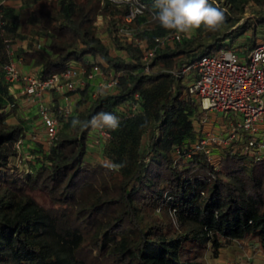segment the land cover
<instances>
[{
	"label": "trees",
	"instance_id": "obj_1",
	"mask_svg": "<svg viewBox=\"0 0 264 264\" xmlns=\"http://www.w3.org/2000/svg\"><path fill=\"white\" fill-rule=\"evenodd\" d=\"M250 1L262 4L209 0L225 12L223 26L193 29L173 46L159 47L148 71L141 49L118 38L123 8L110 0H35L16 14L0 5V35L13 38L16 31L32 28L43 36V43L30 44L19 55L22 63L38 67L40 78L62 72L73 61L87 67L98 62L105 73H120L116 87L88 103L82 90L52 142L37 145L3 77L8 44L5 53L0 50V87L9 99L0 104V264H205L189 245L216 256L235 239L255 241L264 251V160H253L238 146L214 149L215 161L199 151L185 157L184 149L198 136L200 112L187 93L185 75L169 71L233 42L252 48L256 28L242 37L249 24L239 23ZM144 3L133 24L150 43L170 30L153 18V0ZM98 16L122 53H111L97 35ZM257 19L264 25V15ZM135 102L139 110L132 112ZM54 108L61 123L57 103ZM101 111L121 121L108 139L96 138L91 127H72V119L88 121ZM10 112L14 120L8 119ZM109 139L113 144L106 143ZM19 140L29 154L24 175L10 163L19 154ZM91 144L99 145L104 159H87ZM122 162L126 166L119 171L104 167ZM157 208L170 211L173 223L152 217Z\"/></svg>",
	"mask_w": 264,
	"mask_h": 264
},
{
	"label": "built area",
	"instance_id": "obj_2",
	"mask_svg": "<svg viewBox=\"0 0 264 264\" xmlns=\"http://www.w3.org/2000/svg\"><path fill=\"white\" fill-rule=\"evenodd\" d=\"M123 3V15L117 25V36L141 49V60L148 71V62L159 47L173 46L182 35L167 31L156 35L149 42L138 36L131 22L145 9L144 0H110ZM2 2H0V5ZM139 9V11H137ZM123 52V50H122ZM2 65L4 79L18 85L19 96H26L36 105L37 116L43 128V144L49 145L59 128V118L67 119L74 110L79 92L86 90L85 100H93L105 90L118 84L120 73H105L101 64L70 62L62 72L40 78L38 70L21 68V57L13 55ZM195 69L192 80L187 83V93L196 101L200 117L196 124L199 131L192 144L184 149V156L203 152L215 161L214 149L238 146L255 161L264 160V38L257 40L249 50L240 51L223 46L213 52L200 55L192 64L170 69L175 75H185ZM55 94L56 100L51 99ZM137 97V94H135ZM132 112L139 110L138 102L131 105ZM234 115L233 118H228ZM95 116V115H94ZM99 140L111 136V130L92 129ZM23 144L21 140L17 142ZM180 154L179 150H176ZM29 157V154L28 156Z\"/></svg>",
	"mask_w": 264,
	"mask_h": 264
},
{
	"label": "rangeland",
	"instance_id": "obj_3",
	"mask_svg": "<svg viewBox=\"0 0 264 264\" xmlns=\"http://www.w3.org/2000/svg\"><path fill=\"white\" fill-rule=\"evenodd\" d=\"M113 4L117 8H122L123 7V3L113 2ZM258 15H264V0H262V4H258V3H255L254 1H250L246 5L245 11H244V14H243V18L239 21V23H242V22L246 21V23L249 24V27L247 29V33L243 34L242 37H245L246 35L253 33V28L255 27L256 28V31H255L256 34L255 35H256L257 40L264 38V25L258 24V22H257ZM120 22H121V20L118 21L117 25ZM133 23L134 22H131V25L134 26V28H136L137 26L135 27V25ZM95 25H96V28H97V35L102 39V41L105 43V45L107 47H109L111 53H113V54L122 53V49H120L118 47H115V46H112L111 41L109 39L108 31H107V28H106L105 19L102 16H98L96 18ZM31 29L28 28V29L24 30V32H29ZM32 30H33L32 35H34V33H35L36 36H41L43 38V36L41 34L40 35L36 34V30L35 29H32ZM192 31H193V29L190 30V32H192ZM3 36L4 35H0V50H2L4 52L5 51V48H4L5 45L7 47V44H8L7 48H9L10 45H12V43H14V39L11 37V35H5L4 37H5L6 40H3V38H2ZM240 40H241V38H240ZM3 41H5V42H3ZM237 41H239V40H237ZM43 42L44 41L42 40L41 43H43ZM217 46H218V44H216L214 48H217ZM230 48L235 49L237 51L241 50V47L237 46V42H233L232 45L230 46ZM10 49H13V48H10ZM211 51L213 52V51H215V49H212ZM16 52H17V50L13 51V55L19 56L20 53L17 54ZM0 55H1V52H0ZM194 73H195V70L194 69H190L189 72L187 74H185L184 81L186 83H189L192 80V77H193ZM0 79H2L1 78V68H0ZM9 86H10V84H9ZM18 94H19V91H18ZM20 96L18 97V95H17L16 97L19 99V102H20L21 115L26 117L27 124L34 123L35 121L38 122L39 120H38L37 114H35L33 112V110L30 109L31 108L30 106L34 105L33 102L30 99H28V97H25V96H22V95H20ZM51 99L52 100H54V99L56 100L55 94L51 95ZM3 102L7 103V102H9V99H7V96H6L5 92H4V90L0 87V104L3 103ZM8 109H9V105H7L5 107V110H8ZM197 110H199V109H197ZM233 117H234V115H230L228 118H233ZM8 119L9 120H14V115L12 114V112H10V114L8 116ZM67 120H68V118L63 120L61 123L59 122V126L61 127V126L65 125L66 124L65 121H67ZM29 127H32V126H29ZM32 130H33L32 133L28 132L29 137H31V138L34 137L35 138V139L32 138L34 140H32L31 142L35 143L37 145H39L40 143H43V142H41V141H43V135H44V133H43L44 131H43L42 126L41 125H35V126L32 127ZM132 131H134V128H133ZM106 143H109L108 145L113 144V139L112 140L111 139L107 140ZM23 145L26 146V144H19V147H18L19 154L16 155V156L11 157V162H10L15 167H18V169H20L21 171L22 170L24 171V172L22 171V173H23L22 175L26 174V171L28 170L27 168L29 166L28 162L24 163V158L27 157L28 154L26 152L27 149L23 148ZM91 149H92V152L90 154H88V156H87L88 160H90L91 162L92 161L96 162V161H99L101 159H104V157L102 156L103 153H102L101 149H99V145L97 146V144H91ZM35 196L42 203H44L45 205H49V200H48V198L45 195L36 192ZM162 216H164L166 218L168 223H170V224L173 223L172 214H171L170 211H167L166 213H164V212L160 211L157 208L153 212V216L152 217H162ZM189 249H190L192 254L194 253L195 256L198 259H201L202 261H204L205 264H206L208 259L213 257V254H212L211 250H208V249L204 250V249H200V248H198L196 246H190V245H189ZM94 251H95V253H98V250H94ZM185 255H188V254L186 253Z\"/></svg>",
	"mask_w": 264,
	"mask_h": 264
},
{
	"label": "clouds",
	"instance_id": "obj_4",
	"mask_svg": "<svg viewBox=\"0 0 264 264\" xmlns=\"http://www.w3.org/2000/svg\"><path fill=\"white\" fill-rule=\"evenodd\" d=\"M153 18L166 30L179 34H188L192 29L205 31H217L225 23V12L212 6L209 0H153L151 5ZM139 11V9H137ZM120 118L111 113L101 111L88 121L78 118L72 119L73 128L82 126L87 129L117 130L120 127ZM125 163H106L104 167L109 170L119 171Z\"/></svg>",
	"mask_w": 264,
	"mask_h": 264
},
{
	"label": "crops",
	"instance_id": "obj_5",
	"mask_svg": "<svg viewBox=\"0 0 264 264\" xmlns=\"http://www.w3.org/2000/svg\"><path fill=\"white\" fill-rule=\"evenodd\" d=\"M35 0H0L2 5H4L8 10L12 13L16 14L19 8L30 6ZM33 30L31 29L29 32H17L15 33L14 43L10 45L11 51L17 50V54L21 52V49H26L30 44H39L42 42L43 38L41 36H36L35 33L32 35ZM37 34V33H36ZM38 41V42H37ZM21 68L24 70H37L38 67H31L29 64H24L21 62ZM38 73V71H37ZM9 90L15 96L18 95L19 87L18 85L10 84ZM79 92V96H81V91ZM21 97V96H20ZM26 97V96H25ZM22 98V97H21ZM35 114L36 105L30 106ZM39 120V118H38ZM35 125H40V120L38 122L28 124L29 130H32V127ZM32 126V127H29ZM29 136V135H28ZM206 264H264V251H262L257 242L243 240V239H235L232 240L226 246L221 247L218 250L216 256L211 257L207 260Z\"/></svg>",
	"mask_w": 264,
	"mask_h": 264
}]
</instances>
